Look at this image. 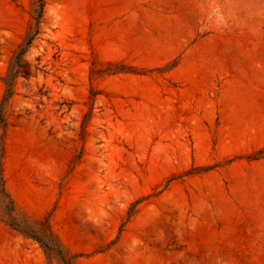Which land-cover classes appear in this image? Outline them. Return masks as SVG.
<instances>
[{"label": "rangeland", "instance_id": "obj_1", "mask_svg": "<svg viewBox=\"0 0 264 264\" xmlns=\"http://www.w3.org/2000/svg\"><path fill=\"white\" fill-rule=\"evenodd\" d=\"M0 111V264H264V0H0Z\"/></svg>", "mask_w": 264, "mask_h": 264}, {"label": "trees", "instance_id": "obj_2", "mask_svg": "<svg viewBox=\"0 0 264 264\" xmlns=\"http://www.w3.org/2000/svg\"><path fill=\"white\" fill-rule=\"evenodd\" d=\"M42 13V4L40 7L38 19L40 18ZM36 20V30L35 33H28L24 42L20 45V48L15 56V62L10 67L8 73L4 78H2V82L5 85V94L3 97V101L8 99L13 94V82L16 77V70L14 72V67H18L23 54L26 52L28 46L30 45L34 34L37 33L39 20ZM0 123L5 127V122L0 111ZM3 144L2 137H0V222L4 223L10 229L23 234L34 241L38 242L44 249L52 250L57 252L62 260L65 262L63 248L57 239L54 232L51 230L49 223L45 220L35 219L32 220L24 213H20L16 208V205L9 194L8 190L5 187V181L2 174V164L1 159L3 157ZM66 263V262H65Z\"/></svg>", "mask_w": 264, "mask_h": 264}]
</instances>
